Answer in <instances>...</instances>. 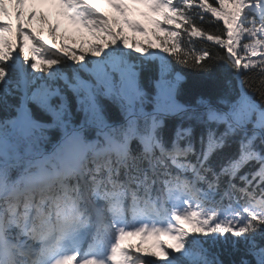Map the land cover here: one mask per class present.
Wrapping results in <instances>:
<instances>
[{
	"label": "snow or ice",
	"instance_id": "snow-or-ice-1",
	"mask_svg": "<svg viewBox=\"0 0 264 264\" xmlns=\"http://www.w3.org/2000/svg\"><path fill=\"white\" fill-rule=\"evenodd\" d=\"M51 2L104 43L0 0V264H264V0H132L159 43L131 44L129 0ZM176 65L232 75L193 95Z\"/></svg>",
	"mask_w": 264,
	"mask_h": 264
},
{
	"label": "rangeland",
	"instance_id": "rangeland-1",
	"mask_svg": "<svg viewBox=\"0 0 264 264\" xmlns=\"http://www.w3.org/2000/svg\"><path fill=\"white\" fill-rule=\"evenodd\" d=\"M89 2L93 3L96 7H98L105 15H107L109 17L110 20H112L114 17H120V13H118V15L115 14L111 10V8L105 3H102L99 1H93V0H89ZM29 4H31L30 7H26L27 5L25 6L24 20L27 21V14L29 11L35 10L36 11V17L32 20L31 25L40 23V26L42 28H44V31L49 32V28L51 26H54L58 22L59 28L57 29L55 34L58 36H62L64 38V40L69 45L79 49L82 41H86L88 43H98L100 41V40L95 39V37H93L91 35V33L88 32L87 29H84L81 32H79V31L72 32V30H69L68 27L66 26V22H68V20L63 16L58 15L60 8L53 9L50 11L45 10L44 8L49 6V3L43 2L42 0H29ZM12 7H13V5H11V4L8 5L9 11H11ZM145 10L149 11V9H147V8H145ZM41 13L44 14L46 19H44V20L41 19ZM4 19L7 20L8 17H4ZM120 19L122 21L123 17H120ZM11 22L14 25L13 19ZM117 27H119V26H117ZM123 28H124V32L127 35H130L132 37L135 36L136 39L144 41L145 43H147V41L150 39V32L149 31L147 34H145L143 32L134 33L133 30L130 27H128L127 25H123ZM14 30H15V27H14ZM88 43H85V48L88 47ZM131 43H129V44H131ZM159 239L166 241L168 244L174 243V241L170 240L168 237L166 240H165V238H162V237H160ZM156 240H157L156 237L145 240V242L143 244L144 249L145 250L152 249L154 251H159L158 248L154 247Z\"/></svg>",
	"mask_w": 264,
	"mask_h": 264
},
{
	"label": "trees",
	"instance_id": "trees-1",
	"mask_svg": "<svg viewBox=\"0 0 264 264\" xmlns=\"http://www.w3.org/2000/svg\"><path fill=\"white\" fill-rule=\"evenodd\" d=\"M161 35H163V33H161ZM152 41L159 43V41H157L154 36L152 38ZM176 67H177V70L182 71L186 76V80L181 85V87L183 89L188 90L193 95L205 94V95L214 96L218 94L221 91V85H222L224 78L226 76L230 78L232 75L230 72H225L222 65L213 67L211 71L206 75L195 73L188 69H183L179 65H176Z\"/></svg>",
	"mask_w": 264,
	"mask_h": 264
}]
</instances>
